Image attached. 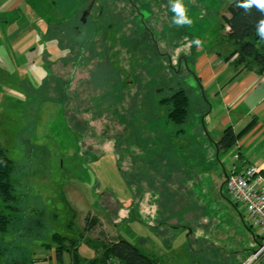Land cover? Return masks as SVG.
Masks as SVG:
<instances>
[{
  "label": "rangeland",
  "instance_id": "1",
  "mask_svg": "<svg viewBox=\"0 0 264 264\" xmlns=\"http://www.w3.org/2000/svg\"><path fill=\"white\" fill-rule=\"evenodd\" d=\"M126 1L104 4L106 14L93 48L81 52L80 46L65 41L64 45L75 46V51L66 52L52 40L42 50L45 54L44 46L32 51L30 63L13 53L14 61L5 58L1 64L0 142L16 165L13 183L21 209L20 218L1 241L3 264L13 259L15 263L21 252L35 253L44 264H52L59 246L52 240L54 234L76 241L79 254L87 260L101 257L110 243L120 239L161 264H246L260 247L255 240L259 231L251 227L246 207L235 205L224 185L237 162L235 147L221 150L220 159L215 156L212 163L199 158L204 162L203 189L176 190L201 194L203 207L192 204L196 210L185 217L201 228V240L183 225L180 211L172 222L183 227L167 225L165 214L188 204L186 197L167 195L169 180L165 204L159 205L165 211L161 226L146 213L149 194L161 196V120L150 123V112L159 114L161 98L184 88L191 98L183 125L188 135L202 133L211 105L220 106L214 118L220 121L223 106L213 97L215 86L204 89L195 75L197 49L192 50L191 44L199 38L206 51L221 48L218 41L230 30L224 18L230 16L234 0H184L193 20L184 27L171 23L169 0H132L145 16L141 20ZM153 2L160 3L154 6L157 12ZM100 10L94 8L89 25ZM143 23L154 28L153 36L145 32ZM181 35H190V44L181 45ZM188 46V61L180 63L185 49L179 51ZM60 56L72 61L64 65ZM188 175L183 172L174 186L187 184ZM139 200L144 205H138ZM203 210L213 218L205 217ZM67 246L72 247L70 241ZM70 262L71 254L66 252L65 264ZM252 264H264V254Z\"/></svg>",
  "mask_w": 264,
  "mask_h": 264
},
{
  "label": "crops",
  "instance_id": "2",
  "mask_svg": "<svg viewBox=\"0 0 264 264\" xmlns=\"http://www.w3.org/2000/svg\"><path fill=\"white\" fill-rule=\"evenodd\" d=\"M89 1L0 0V68H3L1 64L5 58H8L10 62L15 60L13 53H17L25 62L28 61L30 63L32 51L36 52L40 46H44L41 51H45L46 47L51 43L47 38L51 28L75 19ZM153 9L157 12L155 7ZM179 39H183L181 40V45L184 43L188 45L192 40L190 35ZM215 41H218V38ZM218 45L221 48L216 49L217 51L215 49L206 51L203 43L201 47L191 44V48L192 50L194 47L197 49V61L195 64L197 73H194L195 75L197 74V77L199 76L200 84L204 89L209 86H211V89L213 85L216 88L213 97L215 99L218 98L220 105L223 106L220 121L214 120L217 114L216 109H219L220 106L218 105V108L215 109L211 105L209 112L206 113V118H204L202 133L190 136L186 133V127H178L172 124L168 120L165 110L161 109V206L165 204L163 197L168 185L166 184L167 180L170 181V186L168 185L167 190H171L167 195L176 198L186 197L188 201V204L182 207L184 208L183 210H181L182 208L172 210L173 215L165 214V211L161 209V217H163L164 213L165 217H167L168 226H179L181 224H173L172 221L179 215L175 214L174 216V213L180 211L184 222L183 225H186V228L190 227L193 229L192 234L197 237L196 239L203 237L200 232L202 230L187 221L185 217L190 212L203 207L201 194L197 192L192 195L180 192L178 194L176 190L184 191V189L204 188L201 184L202 178H200V173L202 172L201 162L203 161L199 160V158L210 159L211 163L214 162L213 158L215 156L220 159L221 150L217 147V143L220 141L223 130L226 127H232L236 133H240L248 125H252L233 146L238 150L236 155H239V157L236 158L235 155L237 162L232 173L243 172L250 166H257L264 173V74L261 75L255 70L240 72L239 69L225 61L226 56L232 51V47L225 38L221 37ZM188 48L189 46L180 49L179 52L185 49L183 56L178 60L180 63L188 61L186 54ZM192 50L190 51L192 52ZM43 51L42 54H45ZM59 58L61 59L62 56ZM203 99L210 103L207 94H204ZM241 125L242 127L238 128ZM184 150L188 152L183 154ZM172 162L173 165L171 166L170 163ZM182 166H184V169ZM187 171L190 173L187 177V184L174 186L177 180L180 181V176L183 172L187 173ZM149 196L150 208L146 213L152 217L153 223H155L158 222L157 220L160 217V196L157 194H149ZM191 196L196 197V200L190 201L187 199V197ZM143 201L139 200L138 205H144ZM192 204L195 207L197 206V208H192ZM205 211L203 210V212ZM52 264H56V258H54Z\"/></svg>",
  "mask_w": 264,
  "mask_h": 264
},
{
  "label": "trees",
  "instance_id": "3",
  "mask_svg": "<svg viewBox=\"0 0 264 264\" xmlns=\"http://www.w3.org/2000/svg\"><path fill=\"white\" fill-rule=\"evenodd\" d=\"M119 1L123 2L125 0H90L85 5L83 11L75 19H72L63 24L53 26L47 38L50 41H58L61 48L66 49V52H68L69 48H72L71 50L75 51V46H73L72 44L66 46L64 45L65 41H72L71 43H73L74 45L77 44L78 46H80L81 52H85V50L93 48L95 46V37L100 33V21H102L104 15L106 14V8L104 7V4L108 5L110 2ZM127 1H129V3L131 2L130 4L133 8L137 9V12L140 16V20L142 18H145L141 11V8L137 5L135 1ZM92 2H94V4L91 9V12L87 17L86 22H84L82 20L83 12L87 10V8ZM235 3L236 0H234L231 6L229 7L230 16L224 18L226 26H228L230 29L229 32L226 34L227 37H225V40L233 49L226 56L225 61L228 62L229 65H232L236 69H239L240 72L255 70L262 75L264 74V41H260L259 38L256 36L255 27L257 22L261 18H264V13L259 12L255 8L251 9L250 12H245L242 8L236 7ZM159 4L160 3L156 5L154 3L153 7H158ZM98 6L99 8H101L98 13V17H96L95 22L93 21L94 23L89 25V20L92 16V12L94 8ZM141 26L144 28L147 34L151 33L152 36L154 35V28L150 29L144 23ZM222 29L224 30L223 27ZM88 30H91V32ZM186 35L188 34L186 33ZM98 54L99 53H97V55ZM79 57L81 59V55H79ZM66 58L67 57L61 58L64 61V65H68L69 62L72 61L71 58ZM78 62L79 61H77V63ZM52 64L53 63L50 62L51 66ZM74 65L77 64L74 63ZM69 86V84L66 85L68 93L70 92ZM158 104L160 107L159 114L157 113V115H155V110H149V112L151 111L150 114L152 113L153 115H155H150V123H156V120L159 118L161 120V109L165 110L168 120L175 126L182 127L187 122L190 113L191 98L188 94V91H186L184 88L178 89L177 91L173 92L170 96H163L158 102ZM251 126L252 125H248L247 128L240 133H236L232 127H228L224 130L220 141L217 143V147H219V149L223 151L231 149L238 142L241 136L249 128H251ZM129 128L132 130V133L137 134L135 126H130ZM158 165L160 166L159 163ZM15 173V162L8 157L6 150L0 142V264H3L2 255L4 251L1 246V241L7 234L10 233L15 221L20 218L19 215L21 213V209L17 205L18 197L16 193V186L13 183V177ZM159 204L161 205V196L159 199ZM235 205H237V203H235ZM203 213L204 216H206L208 219L213 218L208 216L207 210ZM159 214V225L161 226V211L159 212ZM178 227L183 226L179 225ZM52 240L53 242L59 245L56 250L57 264H65L66 252H69L71 254L70 264H106L107 260L111 257L118 259L123 264H161L157 259H154L153 257L145 254L137 246L126 240L120 239L119 241L110 243L104 249V254L101 257H95L90 260H87L85 258L82 259V256L79 254V244L76 241L70 240L67 237H63L59 234H54ZM67 240L71 242V248L67 246ZM197 240L201 239L199 238ZM255 240L261 243V238L259 236H256ZM49 247L50 246H47V248ZM190 247L193 250L192 241H190ZM19 249V247H13L14 251H18ZM255 252L256 251H254V253ZM249 255L251 256L252 254ZM15 260H17L15 261V263L13 259V263L8 264H44V262H41L40 259H37L35 253L30 252H21L20 254H17Z\"/></svg>",
  "mask_w": 264,
  "mask_h": 264
},
{
  "label": "built area",
  "instance_id": "4",
  "mask_svg": "<svg viewBox=\"0 0 264 264\" xmlns=\"http://www.w3.org/2000/svg\"><path fill=\"white\" fill-rule=\"evenodd\" d=\"M239 155H236L238 158ZM233 201L246 207L251 227L259 231L261 243L246 264H252L264 254V173L257 166L247 167L243 172H233L226 179ZM106 264H123L116 258H109Z\"/></svg>",
  "mask_w": 264,
  "mask_h": 264
},
{
  "label": "clouds",
  "instance_id": "5",
  "mask_svg": "<svg viewBox=\"0 0 264 264\" xmlns=\"http://www.w3.org/2000/svg\"><path fill=\"white\" fill-rule=\"evenodd\" d=\"M235 6L242 8L245 12H250L255 8L261 13H264V0H236ZM169 8L173 13L171 23L174 26L184 27L190 26L193 23L192 18L188 15L187 6L184 0H169ZM255 34L260 41H264V18H261L255 27ZM197 47H200L203 41L199 38L192 41Z\"/></svg>",
  "mask_w": 264,
  "mask_h": 264
},
{
  "label": "water",
  "instance_id": "6",
  "mask_svg": "<svg viewBox=\"0 0 264 264\" xmlns=\"http://www.w3.org/2000/svg\"><path fill=\"white\" fill-rule=\"evenodd\" d=\"M93 4H94V2H92V3L89 5V7L87 8V10H85V11L83 12L82 20H83L84 22H86V19H87L88 15L90 14L91 9H92V7H93ZM227 177H228V175H226V179H227ZM189 233H191V234L193 233L192 229H190V228H189Z\"/></svg>",
  "mask_w": 264,
  "mask_h": 264
}]
</instances>
